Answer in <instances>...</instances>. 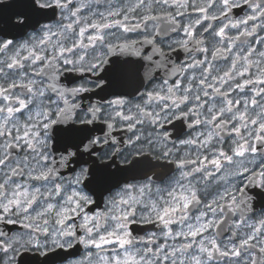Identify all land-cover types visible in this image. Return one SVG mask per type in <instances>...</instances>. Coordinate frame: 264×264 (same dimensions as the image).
<instances>
[{
  "label": "snow or ice",
  "instance_id": "6c2138e0",
  "mask_svg": "<svg viewBox=\"0 0 264 264\" xmlns=\"http://www.w3.org/2000/svg\"><path fill=\"white\" fill-rule=\"evenodd\" d=\"M24 7L0 28V222L29 231H0V264H46L73 240L86 251L70 264H264V211L248 191L264 201V0ZM29 27L23 41L2 38ZM117 33L143 38L113 43ZM141 68L149 84L161 68L176 79L141 92ZM173 121L194 135L169 147ZM173 165L165 187L125 182ZM102 192L105 208L89 214ZM133 224L158 227L137 236Z\"/></svg>",
  "mask_w": 264,
  "mask_h": 264
},
{
  "label": "flooded vegetation",
  "instance_id": "af4514ba",
  "mask_svg": "<svg viewBox=\"0 0 264 264\" xmlns=\"http://www.w3.org/2000/svg\"><path fill=\"white\" fill-rule=\"evenodd\" d=\"M27 0H0V4H9L12 7L0 11V28H5L6 25L4 24V19H6V17H10L12 18L13 23H15L16 21L22 19L23 17L16 15L17 12L20 11H25L28 12V9H26L24 7V5L26 4ZM117 0H113V3H116ZM104 4H105V0H100V5L101 7L99 8L100 11L104 10ZM93 7H96L95 3L93 4ZM247 11V9H244L243 11L239 10V9H234L232 15L235 16L236 18H240L241 16L244 15V12ZM59 16V13L57 12V17ZM29 19L31 23H35L37 20H40V23H51L52 20L51 19H46V18H42L39 15L33 16L31 14H29ZM38 27V26H37ZM36 29L34 28H26L23 31L20 30H15V29H8V35L3 36L2 38L4 39H14L16 41H23L24 39L28 38V35L32 32H34ZM115 31V30H114ZM264 34V33H262ZM117 36L120 37V34L117 33ZM127 38V39H136V40H142V36L137 35L136 33H129V34H125L124 37H120L117 40H113V43H122L123 40ZM173 39H175L176 37L173 36ZM144 55H147L151 52V46L148 45H144ZM186 58L183 54V52H179V53H174L172 55V60L176 63H179L180 59H184ZM121 60L124 59H130V60H138V57L135 56H121L120 57ZM154 59H159L158 56H154ZM142 64H144L145 66L148 65L147 61H140ZM145 72V68H141L140 69V74H141V79H143V75ZM153 80L152 83L149 84L147 79H143V84L140 86V91L144 92L146 90H149L152 87V84H158L160 83L163 79H169V82H172L174 79H176V77H167L165 75V70L164 69H156L153 72ZM122 94H126V93H122ZM108 98H112V97H108ZM94 99H98L94 98ZM128 99H131L133 101V103H138L139 100L135 99L134 96H128ZM187 121H173L172 124H165L164 125V130L170 133V138H169V147H172L173 144H177L179 143L180 140L183 139H187L189 138L190 135H194V130L190 129L187 127ZM121 135H124L125 137L128 135L127 133H121ZM156 153L152 154V158H153V163H155V157ZM172 167V171L168 172L167 176H164L162 179H157V171H152V170H141L138 171L136 173L133 174L132 178L128 179L127 183H143L146 182L148 177H151L153 181H155V184L160 186V187H165L167 185V182L169 180L170 177H172L175 173V166H171ZM145 172H147V175H145ZM65 176L68 175L67 172L64 173ZM113 191H115V189H113ZM249 195L254 196V200H253V208L254 211L256 212L257 215L260 214V212L264 211V201H262L259 197H255V191L250 187L249 188ZM110 195L109 192H102V193H96L93 194V200L95 201V203L93 205L88 206L87 211L89 212V214L95 213L97 211H100L102 209L105 208V201L107 200L108 196ZM73 222L79 224L80 221L79 220H74ZM158 226H151V225H142V224H133L131 225V228L133 230V234L137 235V236H144L146 232H151V231H155L156 228ZM0 231L6 232L8 234H23L27 231H29L28 229H25L21 224L17 223V224H5L0 222ZM77 233L78 235H82V230L77 229ZM85 248L82 244L77 243L75 240H73V247L72 248H67L65 247L64 249H60V248H56L54 250V252H50L49 253V261L46 262V264H70L71 261H75V260H79L83 257V255L85 254ZM95 251V250H93ZM34 255V253L29 252L27 253V256H32ZM43 259V258H41ZM26 260H28V258L26 257ZM30 264H38V258L37 259H31L30 260Z\"/></svg>",
  "mask_w": 264,
  "mask_h": 264
}]
</instances>
